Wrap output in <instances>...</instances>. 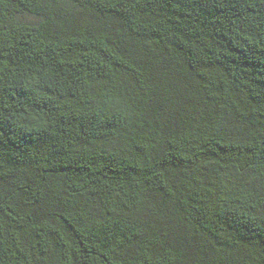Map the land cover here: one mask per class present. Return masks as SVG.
Segmentation results:
<instances>
[{
	"label": "trees",
	"instance_id": "1",
	"mask_svg": "<svg viewBox=\"0 0 264 264\" xmlns=\"http://www.w3.org/2000/svg\"><path fill=\"white\" fill-rule=\"evenodd\" d=\"M70 1L0 0V264H264V0Z\"/></svg>",
	"mask_w": 264,
	"mask_h": 264
},
{
	"label": "rangeland",
	"instance_id": "2",
	"mask_svg": "<svg viewBox=\"0 0 264 264\" xmlns=\"http://www.w3.org/2000/svg\"><path fill=\"white\" fill-rule=\"evenodd\" d=\"M62 1L66 4H70L71 2L70 0H62ZM18 20L21 22H27V23H37L40 21V18L32 14H23L19 16Z\"/></svg>",
	"mask_w": 264,
	"mask_h": 264
}]
</instances>
